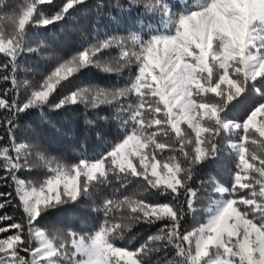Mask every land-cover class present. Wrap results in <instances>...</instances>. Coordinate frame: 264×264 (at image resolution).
I'll list each match as a JSON object with an SVG mask.
<instances>
[{"label": "snow or ice", "instance_id": "snow-or-ice-1", "mask_svg": "<svg viewBox=\"0 0 264 264\" xmlns=\"http://www.w3.org/2000/svg\"><path fill=\"white\" fill-rule=\"evenodd\" d=\"M87 2L0 0V81L10 85L0 91V181H11L21 213L19 222L0 215L9 222L0 264H153L154 254L155 264H264V0H128L143 10L138 26L82 32L76 51L56 56L33 30L67 23ZM29 56L54 61L39 82L20 76ZM93 69L117 83H74ZM242 104L249 111L233 119ZM78 106L96 114L88 124L118 125L98 155L67 162L39 140H17L22 115ZM225 153L229 184L197 179ZM33 170L43 177L19 175ZM11 196L0 192V210ZM84 201L101 214L90 230L42 226L49 212ZM142 224L161 226L130 243Z\"/></svg>", "mask_w": 264, "mask_h": 264}, {"label": "trees", "instance_id": "trees-1", "mask_svg": "<svg viewBox=\"0 0 264 264\" xmlns=\"http://www.w3.org/2000/svg\"><path fill=\"white\" fill-rule=\"evenodd\" d=\"M61 0H55L59 4ZM9 4L18 3V0H8ZM120 4L123 6L117 7ZM51 10V6H45ZM142 9L132 8L129 10L128 0H88L86 5L80 6V11L75 17L69 19L67 23H58L48 28H38L33 31L41 33V39H46L50 45L51 51L56 56H67L76 51L83 43L81 33H98L101 36L105 33H125L127 30L138 26ZM3 58L0 57V62ZM54 61L40 59L29 56L25 58L24 67L30 69L27 72H21V78L27 77L30 81L39 82L42 77L51 70ZM127 76L119 81L123 84ZM74 83H87L92 81L99 84L117 83V77L104 76L96 70L87 71L81 80L73 78ZM10 87L5 82L0 81V91ZM26 93L21 89V98ZM251 104L238 105L231 112L233 119L241 120L247 114ZM101 114H109L108 109H101ZM6 113L0 111V120L6 118ZM96 120V114L87 111L82 107H70L62 109L59 112H47L46 116H41L37 111L30 114L22 115L17 121L16 138L20 142H34L39 140L44 144L49 153L61 160L67 162L77 161L82 154L90 157L96 156L114 141L119 138L118 125L114 121L105 124L102 121H96L94 124H88L87 120ZM0 135H6L4 128L0 127ZM7 141H0L6 143ZM233 160L227 154H223L219 159L210 163L207 167L198 173V180H206L214 176L218 181L229 184L232 179ZM0 175H4L0 169ZM20 177L29 181H37L44 175L42 170L21 171ZM196 183V181H194ZM198 186V184H197ZM132 186L129 185V188ZM0 192L12 193L11 197H6L12 201V204L5 209L0 210V215L7 214L14 218L16 222L21 220L20 211L13 205L15 201L14 189L11 181L5 183L0 181ZM163 201V198L153 197ZM4 198H0L2 200ZM100 202V197L96 198V203ZM101 218V214L93 211L91 201H84L78 204H69L63 208H58L49 212L42 222V226L51 229L53 225L62 227H71L76 230H90ZM202 218V214H201ZM9 222L5 221L0 226ZM194 221L191 216L187 217L184 222V228L191 229ZM161 225H139L133 231L136 236L132 244L142 243L148 236L156 233ZM9 233H0V238ZM174 249L169 246L168 254L171 256ZM162 254H154L152 257L153 264Z\"/></svg>", "mask_w": 264, "mask_h": 264}]
</instances>
